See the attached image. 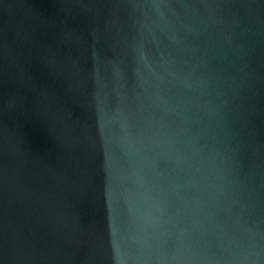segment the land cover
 I'll return each instance as SVG.
<instances>
[{"label":"water","instance_id":"water-1","mask_svg":"<svg viewBox=\"0 0 264 264\" xmlns=\"http://www.w3.org/2000/svg\"><path fill=\"white\" fill-rule=\"evenodd\" d=\"M0 264H264V0H0Z\"/></svg>","mask_w":264,"mask_h":264}]
</instances>
